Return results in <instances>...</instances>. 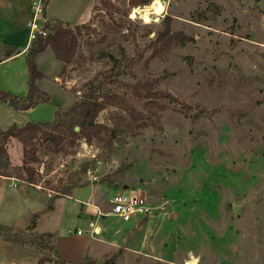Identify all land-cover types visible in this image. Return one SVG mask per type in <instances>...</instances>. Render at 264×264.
Returning <instances> with one entry per match:
<instances>
[{
    "label": "rangeland",
    "instance_id": "rangeland-1",
    "mask_svg": "<svg viewBox=\"0 0 264 264\" xmlns=\"http://www.w3.org/2000/svg\"><path fill=\"white\" fill-rule=\"evenodd\" d=\"M104 1L111 7L102 0L50 1L47 18L69 23L94 3L91 31H83L79 57L64 72L51 49L40 57L38 86L61 108V118L105 79L102 91L143 113L149 126L138 127L126 111L107 106L96 118L111 130L101 139L70 145L65 137L55 146L39 136L36 182L14 177L20 188L12 181L0 186V225L26 230L31 216L16 227L26 221L25 211L72 187L94 188L109 211L112 191L104 180L111 177L122 189L139 190L157 210L149 223L125 232L127 249L101 246L89 257L96 264H187L190 254L196 264H264V0H160L161 12L150 17L140 13L148 5ZM168 28L190 40L169 47L155 42ZM14 64L1 69V79L18 95L28 83ZM12 69L17 75L7 83ZM109 75L114 79L107 81ZM146 83L174 101L158 97L148 106ZM2 115L3 107L5 125L26 121L20 111ZM23 149L17 140L8 145L14 168L23 166ZM120 169L124 173L114 175ZM79 199L72 193L58 200L44 229L78 238L76 231L88 227ZM42 256L50 259L45 264H59L52 252Z\"/></svg>",
    "mask_w": 264,
    "mask_h": 264
},
{
    "label": "trees",
    "instance_id": "trees-1",
    "mask_svg": "<svg viewBox=\"0 0 264 264\" xmlns=\"http://www.w3.org/2000/svg\"><path fill=\"white\" fill-rule=\"evenodd\" d=\"M51 0H44L45 7ZM153 0H130L133 7L138 5H149ZM104 7H111L110 2L102 0ZM169 25V23H168ZM91 28L86 24L81 26L70 27L60 20H47L44 30L47 34L38 35L32 42L26 52V65L28 68V94L26 97L19 98L9 92L0 89V101L9 104L17 111H27L36 107L41 103H48L50 96L43 92L38 86V82L44 78V74L38 67V57L47 49H51L57 61L64 65V69L77 61L79 57V39L83 35V31L90 32ZM190 39L183 36L181 33H174L168 28L165 32L160 33L155 42L162 41L167 47L172 45H185ZM107 81H110L113 76H108ZM105 80V79H104ZM104 80H101L97 86L86 95L83 100L74 103L60 118V112H57L56 119L52 124H39L29 122L22 127L15 124L7 130L0 128V177L17 178L27 185H34L37 179V173L32 167L37 159L35 156V141L39 136H45L46 139L59 146L65 137L70 138V145H74L79 140H84L91 143L93 139H101L102 133L110 132L111 130L104 125L97 124L96 118L98 114L107 106H115L126 111L131 119V122L138 127H148L149 122L141 112L135 111L128 106L117 94L103 92ZM106 81V80H105ZM146 96L148 98L147 105L153 106L156 104V99L162 97L174 101L170 96L164 95L160 91L152 92L151 85H144ZM195 122L198 116H193ZM48 128V130H46ZM76 128L79 131H76ZM12 140L19 141L23 149V166L22 168H14L9 156L8 145ZM87 165L82 167V173L87 171ZM126 169V168H125ZM12 171L16 176H13ZM124 170L120 169L114 175L123 174ZM104 181L108 182V189L112 192L118 191L121 188L120 184L111 181V177H106ZM74 188H67L63 193H55L48 199L46 208L42 212L33 214L30 218L29 225L26 230L22 231L15 227L0 225V238L9 244L18 245L24 248L32 249L39 254L45 255L46 252H52L58 259L59 264H66L61 261L58 252L55 248L56 233L35 234L39 219L55 209V201L58 198L70 196ZM33 233V234H32ZM113 259V258H112ZM111 261V260H109ZM106 261L107 264L110 262ZM50 262V259H39L38 264ZM83 264H96L94 259L86 257Z\"/></svg>",
    "mask_w": 264,
    "mask_h": 264
},
{
    "label": "crops",
    "instance_id": "crops-1",
    "mask_svg": "<svg viewBox=\"0 0 264 264\" xmlns=\"http://www.w3.org/2000/svg\"><path fill=\"white\" fill-rule=\"evenodd\" d=\"M34 0H0V89L6 92L13 91L16 93L13 87H5L2 85V72L1 69L7 65H18L20 71L22 70L24 75V81L28 83V68L26 65V52L27 49L32 44V40H30V30H29V23L32 19V3ZM50 4V3H49ZM45 7V17L47 20H60L63 21L65 24L69 25L70 27L81 26L86 24L90 21L92 10L94 7V3H92L86 11L81 14L78 18H76L72 23H69L65 19H54L47 18V8ZM49 17V16H48ZM50 49V48H49ZM48 50V49H47ZM46 50V51H47ZM45 51V52H46ZM44 52V53H45ZM42 53L38 57V62L40 57L44 54ZM63 65V64H62ZM64 65L62 66V68ZM60 68L59 71L55 74V81L58 80V74L62 70ZM17 75V70L12 69L10 73L5 77L8 76L7 83L11 81V79L15 78ZM5 80V79H4ZM12 82V81H11ZM12 83V85H15ZM6 89V90H5ZM41 89V88H40ZM42 90V89H41ZM45 92L44 90H42ZM28 92L26 88L21 92L15 94V96L22 98L26 97ZM12 93V92H10ZM46 93V92H45ZM48 94V93H47ZM0 105L3 107L4 118H7V113L11 115L17 112L13 110L9 104L1 102ZM2 107L0 106V112L2 113ZM60 107L54 106L51 104L49 100L48 103H41L34 108H31L27 111H20L26 115V121L23 123V126L29 122L39 123V124H52L56 119L57 112L60 111ZM47 112V113H44ZM49 114V121H40L39 117ZM0 121V128L3 130H7L9 124L5 125L7 121L1 119ZM3 122V123H1ZM13 125V124H12ZM11 125V126H12ZM16 125V124H15ZM8 127L7 129H4ZM20 127V126H19ZM22 127V126H21ZM11 182L9 178L0 177V186H3L6 182ZM8 182V183H9ZM20 183V182H18ZM17 185V188H20V185ZM2 184V185H1ZM12 186V182L10 183ZM14 188V187H13ZM72 193H76L79 195L81 199H79L80 204L83 206V210L86 212V217L88 218V227L87 229L83 230L86 231L89 228V224L94 222L96 226L99 228L101 233L96 237V239H92L89 237L88 234L85 233L81 236L77 235L78 238H68L65 235H56L55 239V248L58 252L59 258L61 261L65 262L66 264H83L86 257H90L91 255H95V252L103 245L111 246V247H118L119 244L124 245V248L127 249L128 247L126 243L130 244V238L125 234L130 227L138 226L143 220L132 221L130 223L124 222L118 218L107 216V217H100L98 212H103L104 214H110L111 209L109 211L105 210L102 205L99 203L98 196L92 187L80 188L74 190ZM71 193V194H72ZM24 198V196L22 197ZM63 198H71L70 196H65L58 198L55 201V209L54 211L44 214L38 221L36 229L33 231L34 233L44 234V233H54L53 231H46L43 227V222L51 217V215L56 211V203L58 200ZM46 200V204H47ZM46 208L43 207L41 209H34L33 211H25V215L27 216L26 221L23 224L16 225V227L24 228L29 217L37 212H42ZM150 220L147 222L149 223ZM147 223H144L143 226ZM140 227V228H143ZM80 237V238H79ZM78 239V240H74ZM93 253V254H92ZM40 259V254L35 252L34 250L23 248L17 245L9 244L4 242L0 238V264H38Z\"/></svg>",
    "mask_w": 264,
    "mask_h": 264
},
{
    "label": "built area",
    "instance_id": "built-area-1",
    "mask_svg": "<svg viewBox=\"0 0 264 264\" xmlns=\"http://www.w3.org/2000/svg\"><path fill=\"white\" fill-rule=\"evenodd\" d=\"M46 22L44 0H34L32 3V19L29 23L30 40L34 41L38 35L45 36L47 34V31L44 30ZM10 180L12 186L17 188L15 183L20 181L17 179ZM108 202L111 205V213L106 215L103 212H98V215L102 218L109 215L127 223L138 220L141 222L145 219L150 220L157 210V206L149 202L147 197H143L140 191L135 189H120L111 192ZM84 232L92 239H96L101 233L94 222L89 224L88 230H78L76 234L81 236L85 234Z\"/></svg>",
    "mask_w": 264,
    "mask_h": 264
},
{
    "label": "bare ground",
    "instance_id": "bare-ground-1",
    "mask_svg": "<svg viewBox=\"0 0 264 264\" xmlns=\"http://www.w3.org/2000/svg\"><path fill=\"white\" fill-rule=\"evenodd\" d=\"M162 9V3L160 0H153L148 6L141 8L140 13L145 17H150L153 15H159ZM187 264H196L195 258L190 254L189 261Z\"/></svg>",
    "mask_w": 264,
    "mask_h": 264
},
{
    "label": "water",
    "instance_id": "water-1",
    "mask_svg": "<svg viewBox=\"0 0 264 264\" xmlns=\"http://www.w3.org/2000/svg\"><path fill=\"white\" fill-rule=\"evenodd\" d=\"M76 130L78 131V128H76ZM123 190H127V187H123ZM237 210H238V207L234 206V212H237Z\"/></svg>",
    "mask_w": 264,
    "mask_h": 264
}]
</instances>
